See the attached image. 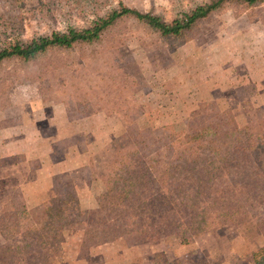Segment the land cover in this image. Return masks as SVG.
<instances>
[{"label": "trees", "instance_id": "trees-1", "mask_svg": "<svg viewBox=\"0 0 264 264\" xmlns=\"http://www.w3.org/2000/svg\"><path fill=\"white\" fill-rule=\"evenodd\" d=\"M236 1L245 6L264 4ZM226 2L198 3L170 21L118 2L94 13L87 25H67L64 30L0 43V108L9 106L6 93L21 75L24 80L47 81L48 88L72 98L91 96L95 86L85 89L82 84L90 81L93 63L100 57L111 61L106 74L111 73L113 81L120 75L122 65L114 57L123 44L125 23L161 42L185 41L200 20L222 10ZM9 65L23 73L2 77ZM99 79L109 87L108 79ZM77 104L81 105L77 118L90 114L84 100ZM200 110L183 133L172 125H150L141 120L138 108L116 110L130 143L100 165L105 188L93 210L80 207L74 189L60 186L59 174L50 197L25 224L22 218L29 211L22 195L6 189L9 200L0 203V235L5 241L0 245V264H52L69 230H83L82 241L94 245L125 235L142 242L174 235L186 245L201 232L226 224H250L252 233L264 238V213L254 221L250 215V208L264 201V115L239 126L230 110L214 103H202ZM160 257V264H167L163 252L155 254V264Z\"/></svg>", "mask_w": 264, "mask_h": 264}, {"label": "rangeland", "instance_id": "rangeland-1", "mask_svg": "<svg viewBox=\"0 0 264 264\" xmlns=\"http://www.w3.org/2000/svg\"><path fill=\"white\" fill-rule=\"evenodd\" d=\"M207 1L211 0H99L96 3L87 0H0V43L64 30L67 25H87L94 13H102L118 2L170 21ZM124 26L121 30L125 31L123 44L114 57L122 65L120 75L113 81L111 73L106 74L111 61L100 57L93 63L90 81L82 84L88 88L95 86L91 96L84 93L72 98L48 88L47 81L24 80L22 69L14 65L1 73L2 77L21 75V81L6 93L9 106L0 108V128L10 123L17 126L19 116L25 113L29 118L41 116L35 126L38 125L46 137L50 129L45 124L47 120L58 123L65 132L68 123L77 120L83 123V128L92 127L93 132H82L74 139L79 149L92 156L81 169L84 182L78 187L80 195L70 174H60L58 179L60 186L64 184L74 189L78 201L81 197L85 205L95 202V207L85 208L79 201L84 210L95 209L97 196L104 192L100 165L130 143L116 110L131 109L133 112L138 108L143 113L141 120L154 127L172 125L180 133L185 131L189 119L200 114L205 102L214 103L221 110H230L239 126L264 115V4L245 6L228 0L222 10L200 20L196 32L185 41L167 39L161 42L130 23ZM8 71L11 72L6 73ZM101 76L108 79L105 84L108 88L99 81ZM81 100L90 114L77 118V108L81 107L77 102ZM7 114L15 120L2 121L1 117ZM71 145L72 140L56 145L54 149L58 151H54V158H64V152ZM18 160L9 159L0 162V166L5 163L1 168L6 166L8 173L19 176L22 172L13 169ZM41 177H26L25 182L31 184L27 187L30 188L27 195L22 186H14L17 181L22 184L24 178L12 177L7 181L0 178V203L4 205L9 200L6 189L17 190L29 211L22 218L25 224L52 194L49 178L45 182L43 179L40 186L36 184ZM39 189L44 191L37 192ZM101 189L103 192L98 193ZM261 213H264V201L250 208L252 221ZM83 234V230L64 232L61 249L52 258V264H155V254L159 252L165 254L167 264H264V238L252 233L250 224H226L203 231L186 245L180 244L174 235L146 242L134 235H125L94 245L83 242ZM4 242L0 235V245Z\"/></svg>", "mask_w": 264, "mask_h": 264}, {"label": "crops", "instance_id": "crops-1", "mask_svg": "<svg viewBox=\"0 0 264 264\" xmlns=\"http://www.w3.org/2000/svg\"><path fill=\"white\" fill-rule=\"evenodd\" d=\"M6 116L7 117H1V120L7 122L15 120L12 116L9 117L8 114ZM41 119L42 118L39 115L37 117L30 116L29 118V115L25 113V115L19 116V124L17 126L13 127L14 123H10L5 125L8 127L0 128V162H5L9 159L13 161L18 158L20 160H18V162L15 161L16 164L13 165V169L22 172L19 176L11 175L7 172L6 166L1 168V166H4V163L0 166V178L7 181L12 177L16 179L18 178L19 180L20 178H24L25 176L29 177L30 175L39 177L43 176L41 177L40 182L36 181V184H39L40 186L43 179L45 182L48 181L49 178L50 185L51 181L53 184V180L57 175L68 173L71 175L73 183L76 185V190L80 195L78 187L81 188V181L84 182V179L81 177V169L89 163L92 156L91 154H88V151L83 152L79 149L74 139L77 135L82 134V132H90V130L93 132L92 127L85 126L83 128L81 126L83 123H80L79 120H77V122L73 121V123H68V128L65 132L60 129L58 123L56 124L55 122L47 120L45 124L49 126L50 129L49 135L46 137L43 135L42 131L38 129V125L37 127L35 126V123L38 124ZM65 125L67 124L65 123ZM63 140H72V145L64 152V158L61 156L60 158L55 159L54 148L56 145H59V143L63 142ZM57 151L58 150H56L55 153ZM92 161L94 160L92 159ZM32 168L35 170H32ZM26 177L22 184L17 181L14 185L22 186L25 195H27L30 189L27 187L31 186L30 183L27 184V182H25ZM84 185L87 186L86 184ZM43 191L44 189L37 190V192ZM84 192H86V190H84ZM100 192H103L102 189L98 193ZM79 201L85 208L95 207V202L93 204L85 205L83 204L81 197H79Z\"/></svg>", "mask_w": 264, "mask_h": 264}]
</instances>
